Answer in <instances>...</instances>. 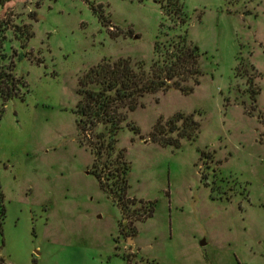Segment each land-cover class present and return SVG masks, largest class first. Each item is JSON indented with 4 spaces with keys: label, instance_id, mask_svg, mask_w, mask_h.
Here are the masks:
<instances>
[{
    "label": "rangeland",
    "instance_id": "rangeland-1",
    "mask_svg": "<svg viewBox=\"0 0 264 264\" xmlns=\"http://www.w3.org/2000/svg\"><path fill=\"white\" fill-rule=\"evenodd\" d=\"M0 38L22 83L0 123V264H264V0H9ZM183 44L199 49L192 94L81 134L92 67L152 77ZM119 153L122 205L102 187L121 196Z\"/></svg>",
    "mask_w": 264,
    "mask_h": 264
},
{
    "label": "trees",
    "instance_id": "trees-1",
    "mask_svg": "<svg viewBox=\"0 0 264 264\" xmlns=\"http://www.w3.org/2000/svg\"><path fill=\"white\" fill-rule=\"evenodd\" d=\"M8 1L0 0V5ZM3 39L0 38V123L8 103L22 95L20 79H17L13 72L4 66L6 56L3 52ZM155 45L156 49L159 48L157 43ZM198 51L197 46L183 44V46L175 47L174 51L166 53V63L153 70L152 77L147 76L140 65L129 59H120L112 64L102 62L92 67L79 82L80 101L75 113L78 116V128L81 134H87L101 126L109 127L112 134L116 133L125 121L123 111H136L141 106V100L147 95L168 91L171 88L186 96L192 94L194 89L184 86L183 83L190 77L192 79L200 75L197 65ZM195 83H198L197 80ZM187 121L194 127L193 131L196 133L199 129L198 123L189 118ZM193 131L183 138L190 140L195 135ZM167 145L180 147L178 142ZM92 151L97 160L100 157L99 150L92 147ZM116 159L117 173L121 177L119 187L121 196L118 197L119 194L113 192L109 185L102 184V187L122 205L123 201H126L129 190L127 176L130 168L124 161L122 153H119ZM98 178L102 179V176ZM0 204L2 205L1 201Z\"/></svg>",
    "mask_w": 264,
    "mask_h": 264
},
{
    "label": "water",
    "instance_id": "water-1",
    "mask_svg": "<svg viewBox=\"0 0 264 264\" xmlns=\"http://www.w3.org/2000/svg\"><path fill=\"white\" fill-rule=\"evenodd\" d=\"M202 245L204 246V245H205V243L203 242V243H202Z\"/></svg>",
    "mask_w": 264,
    "mask_h": 264
}]
</instances>
